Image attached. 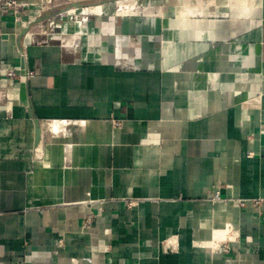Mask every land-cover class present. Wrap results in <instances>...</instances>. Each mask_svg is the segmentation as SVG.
Masks as SVG:
<instances>
[{"label": "crops", "instance_id": "crops-1", "mask_svg": "<svg viewBox=\"0 0 264 264\" xmlns=\"http://www.w3.org/2000/svg\"><path fill=\"white\" fill-rule=\"evenodd\" d=\"M7 1L0 264H264V0Z\"/></svg>", "mask_w": 264, "mask_h": 264}, {"label": "built area", "instance_id": "built-area-1", "mask_svg": "<svg viewBox=\"0 0 264 264\" xmlns=\"http://www.w3.org/2000/svg\"><path fill=\"white\" fill-rule=\"evenodd\" d=\"M6 4H7L8 7L12 8V7H15L17 5V2H16V0H8ZM26 75H27V77H31L33 74L27 72ZM6 76L9 79H12V80L13 79H17L18 77L19 78H22V75L20 73H18L17 71L13 70V69L8 70L6 72ZM0 98L2 100L6 99L7 98V94L5 92L0 91ZM116 124H118V123H116ZM214 199L215 200H220V193H219V191L215 192ZM260 202H262V200L255 201L256 204H259ZM241 204L243 205V202H241Z\"/></svg>", "mask_w": 264, "mask_h": 264}, {"label": "water", "instance_id": "water-1", "mask_svg": "<svg viewBox=\"0 0 264 264\" xmlns=\"http://www.w3.org/2000/svg\"><path fill=\"white\" fill-rule=\"evenodd\" d=\"M73 6L74 7H80L79 4H76V5H73ZM53 9H54V6L51 7V10H53ZM49 17H50V15H45V16L41 17L39 19V21H43V20H45V19H47ZM26 33H27V29L22 31V35H25ZM22 68L25 69L24 64H22ZM23 72H25V70ZM39 139H40V126H39V123L36 121V144L39 143Z\"/></svg>", "mask_w": 264, "mask_h": 264}]
</instances>
